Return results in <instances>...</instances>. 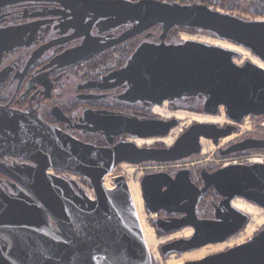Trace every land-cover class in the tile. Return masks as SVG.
I'll list each match as a JSON object with an SVG mask.
<instances>
[{
  "label": "water",
  "instance_id": "water-1",
  "mask_svg": "<svg viewBox=\"0 0 264 264\" xmlns=\"http://www.w3.org/2000/svg\"><path fill=\"white\" fill-rule=\"evenodd\" d=\"M17 4H31L24 8L22 17L37 20L0 27V59L17 46H30L38 21L70 16L69 27L76 33L67 38L83 37V41L65 49L48 65H76L144 33L125 65L85 87H123L125 90L116 98L129 104L156 105L165 100L200 97L205 100L204 111L178 109L215 115L223 105L233 122L250 114L264 115V68L252 61L239 65L233 58L236 52L218 45L166 39L175 26L205 30L243 45L264 61V20L226 14L206 4L161 0H0V20L5 7ZM125 25L129 26L120 34L109 33ZM155 26L162 29L158 42L148 40ZM95 27L97 35L92 34ZM30 81L46 90L53 85L47 72ZM84 96L101 98L93 93ZM58 109L53 111L59 119L71 121ZM82 122L79 128L102 133L109 144L83 141L32 111L0 104V156L23 160L11 165L0 163L1 171L17 186L14 195L0 187V264H152L125 176L117 175L116 188L109 190L104 185V175L123 161L184 159L201 150L202 137L217 141L233 129L228 126L221 130L216 123L194 121L173 145L149 147L130 140L115 142V138L123 133L142 138L165 137L179 119L140 118L88 109ZM262 148L264 138L248 137L223 153ZM50 167L87 176L96 200L75 180L48 173ZM201 173L202 187L192 180L188 168L174 176L167 171L149 172L140 180L147 210L185 214L159 217L155 220L159 228L165 232L194 228L190 237L163 244V253L192 250L235 235L249 221V215L231 205L235 196L264 207V162L230 164L213 172L204 168ZM209 187H214L222 200L215 205L214 218H200L197 205ZM184 264H264V226L242 244Z\"/></svg>",
  "mask_w": 264,
  "mask_h": 264
},
{
  "label": "flooded vegetation",
  "instance_id": "flooded-vegetation-1",
  "mask_svg": "<svg viewBox=\"0 0 264 264\" xmlns=\"http://www.w3.org/2000/svg\"><path fill=\"white\" fill-rule=\"evenodd\" d=\"M20 14H21V10L17 9L11 12V14L4 15L3 18L0 20V27L23 24L26 22L30 23V22H33V20H37L35 18H28V19L23 20ZM14 16H16V19H14V22H11L9 24V21H7V19H11L12 17L15 18ZM70 19H71L70 16L56 15V16L49 17V19L38 21L40 22L38 24L39 28H38V31H36V33L32 37L30 46H27V45L17 46L11 51L4 53L3 57H1L0 59V104L8 105L15 109H19L23 111H32L38 116H40L42 119H44L45 121L49 122L50 124L56 127H59L65 130L66 132L80 131V133H84L89 136L95 135L98 137L97 139H95V143L99 145L109 144L105 136L102 133H92V132L86 131L84 128L78 127V125L83 124L82 118L84 117L85 111L88 109L114 111V112L122 113L126 115H135L140 118H157V117L170 118V117H173V116H165L164 114H161L155 111L156 106H159L162 109H164L165 106L167 105V102L157 104V105H150L149 103H143V102H136L134 104H129V103L121 102L116 98V94L121 93L125 90V88L123 87H116V88H87L85 87L87 83H93L94 81L101 80L102 76L108 74L112 70H115V69H112V70L103 69L101 70V72L96 73L95 71H97L99 68L96 66V63L94 61L98 60L99 57L100 58L103 57L106 60L109 59V56L112 50L114 51L122 50L123 52L122 57L126 58L128 54L127 50L128 48H131L132 46L130 45L129 40L122 42L116 46L110 47L94 55L93 57L87 59L86 61L80 62L76 65H72V66L65 67V68H58L56 64L48 65L51 62V60H53L56 56L61 54L65 49L80 45L83 41V37H78V38H73V39L67 38L73 35L74 33H76L75 29H72L71 27H69ZM121 28H122L121 31H124L125 29L128 28V26L126 25ZM113 31L114 30H111L109 33L115 34V32ZM92 34L93 35L98 34L96 27L92 30ZM104 34H108V33H104ZM143 34L144 33H141L136 37L137 38L141 37ZM136 37H134L133 39H136ZM61 38H67V39H65V41L62 43H57L54 45V42H59ZM133 39H130V40L132 41ZM50 45H53V46L50 47ZM118 47L120 48L119 50H118ZM36 50H39V51L36 52ZM49 53H50V56H49ZM33 55H36V56L32 59ZM82 70L87 72V74L84 77H81L80 79L81 81L79 80L78 82H75L74 91L72 90L70 91L71 93L62 94L65 91H62L60 86L64 85V80L68 78L71 74H74L75 76L78 75V73L81 72ZM46 72L48 74L50 73L51 78H53V85L50 90H46V88L41 85L34 86V83L30 81L33 78V76L40 74V73H46ZM88 93L97 94L101 96V98L93 99V100L87 99L84 95ZM197 98L199 99L195 100L196 99L195 98V99L188 100V98H183V99L173 100L169 102V108L170 110H173V112H175L178 108H189V109H194L198 111H204L203 110L204 98H200V97H197ZM110 100H116V101H110ZM55 108L57 109L59 108L61 111H63L65 116H68L71 119V121H65V120L59 119L54 114L53 110ZM223 111L226 112V108L219 107L218 112L212 116H221L220 113H223ZM253 115H256V114H253ZM253 121L256 122V119H254ZM212 122H216L217 127L221 130H225L228 126H233V129L230 133L220 136L217 139V141L209 139L213 142V144H217L220 146L222 144L221 140L230 138V136L235 134L236 131L241 130V132L238 134H242L244 132L243 129L247 123V119L243 118V120L238 123L233 122L231 120H226L225 122H222V121H212ZM179 123L181 125L180 121ZM258 124L263 126L264 122H259ZM190 125H191V122L190 124L188 123L185 126L186 128L184 129L182 133H184L190 127ZM257 131L259 132L247 133L245 134V136L241 137L240 139L230 142L224 148H220L218 153L220 156H223V157L219 159L215 157L211 158L209 156V157H206L205 159L196 160L194 162H191L190 163L191 165L206 163L200 166L197 172H194L192 167L190 168L186 167L190 165L188 163H185L184 167L178 168L177 172L183 168L190 169L192 180L199 187H202L203 185V177L201 173L202 169L206 168L208 172H213L221 167H224L230 164L240 163V161L235 160L234 157H226L227 154H224L223 151L227 150L232 144L242 141L248 137L264 138V134L260 132L261 130L257 129ZM128 135L130 134L129 133L120 134L116 136L115 141H118L120 138L126 137ZM165 146H168V144L165 145L160 142V143L154 144L153 146H149V147H165ZM248 151L262 152L264 151V149L263 148L262 149H249ZM201 154L204 155L202 143H201V150L198 153H194L186 158H194ZM256 154H259L261 158L252 157L251 159L252 160L261 159L264 162V158L262 157V155L264 156V153H256ZM208 160L212 162L211 163L205 162ZM0 163L11 165V164H16V163H23V160L18 159V158H13L10 156H0ZM127 165H131V164L128 163ZM0 187L5 192L11 195L15 194V187H17L14 185L13 179H11L8 175L3 173L1 169H0ZM210 190L214 191L215 188L209 187L205 194L207 195L210 192ZM24 191L26 192V189ZM158 213L159 214H157L156 219H158L159 217L164 218V219H169L173 217L177 218V217H182L185 215L182 212H173L169 214L165 211H162V212L160 211ZM197 215L200 218H204L199 215L198 205H197ZM154 223H155V219H154ZM155 226L159 228L156 225V223H155ZM174 231L175 230L171 232H174ZM165 233H168V232H165Z\"/></svg>",
  "mask_w": 264,
  "mask_h": 264
},
{
  "label": "rangeland",
  "instance_id": "rangeland-1",
  "mask_svg": "<svg viewBox=\"0 0 264 264\" xmlns=\"http://www.w3.org/2000/svg\"><path fill=\"white\" fill-rule=\"evenodd\" d=\"M30 6H31V4H17V5L7 6V7L4 8L3 13L5 15L6 14H11V12H13V11H15L17 9H20L21 10V14H20L21 15V18L23 20L24 19H28V18L22 17V15L24 13V8L25 7H30ZM14 17L15 18L12 17L11 19H7V21H9V24L11 22H14V19H16V16H14ZM127 26H129V25H127ZM121 29L122 28H118L117 30H114L113 32H115V34L118 35V34H120L122 32ZM151 30L154 33V35L151 38H149L148 40L158 42L159 41V34L162 31L161 26H155ZM182 32L183 31H180L178 33V35H176V36L175 35L174 36H169V33H168L167 38H166L167 41L170 42V41H173V40H176V41L182 40L181 39L182 38L181 37ZM185 32L191 38H199V37H207V36H210V37H213V38H220V37H218V36H216V35H214V34H212L210 32L205 31V30H203V31L202 30H197V31H193V32L185 31ZM143 36H144V34L141 37H138V38L136 37V40H133V43H132L131 40H129V43L132 46H131V48H128V50H127L128 51V54H127V57L126 58H123L122 57L123 56L122 55L123 52H122V50H119L120 49L119 47H118V50L119 51H114V50L111 51V54L109 56V59L106 60L103 57H102L103 59L99 57L98 60L94 61L96 63V66L99 68L95 72L96 73L97 72H101V70H103V69H105V70L118 69V67L120 68L123 65H125L127 59L133 53V51L138 46V44L143 40ZM220 39H223V38H220ZM248 50L250 51L251 56H252V54L254 55V53L250 49H248ZM49 56H50V53H49ZM234 58H235V60L238 63H244L246 61H252L251 58L250 57H247V55L244 54L243 52L237 53L236 55H234ZM122 59H124V60H122ZM97 67H96V69H97ZM86 71H87V69H86ZM86 74H87V72H85L84 70H82L81 72L78 73V75L75 76L74 74H71L68 78H66L64 80V85L60 86L61 90L62 91H65L62 94H68V93H71L70 91H72V90L74 91V89H75L74 88L75 82H78L81 79V77H84ZM190 99H195V97L188 98V100H190ZM198 99L199 98H196L195 100H198ZM110 101H116V100H110ZM172 112H173V110H170V108H169V101H168L167 102V105L164 108V113L163 114L164 115L166 113L171 114ZM220 115L221 116L224 115L223 116L224 119H223L222 122H225L226 120H229V118H227V116H226V112L225 111H223V113H220ZM244 118L247 119V123H246V125H245V127L243 129L244 132L242 134H238V133L241 132V130L236 131L235 134H233L232 136H230L231 139L230 138H226L225 140H221L222 144L220 146L217 145V144H213V146L210 147L206 151V153H204V155L201 154V155H199L197 157H194V158H186V159H181V160H178V161H169V162L144 161V162H141V163H130L131 165H127L129 162L123 161L120 164H117L114 167V169H112L110 172H108L106 174L105 181H106L107 184H111L112 186H115V184H116V182H115L116 176L122 174L127 179L128 178H134V179L139 180V182H140L141 178L145 174H147L149 172L167 171V172L171 173L172 175H174L177 172V169L178 168L184 167V164L185 163L190 164L191 162H194L196 160L205 159L206 157H209V156L211 158L215 157V158L219 159V158L223 157V156H220L219 155V153H218L219 149L220 148H224L230 142H232L234 140L240 139L241 137L245 136V134H247V133H250V132H259V131H257V129H260L261 130L260 132H262L264 134V125L262 126V125L258 124L259 122H264V115H258V116H256V115L250 114V115H248V116H246ZM254 119H256V122L253 121ZM180 122H181V127H182V132H183L184 129L186 128L185 126L187 124H183L182 125V122H183L182 120H180ZM236 123H238V122H236ZM179 125H180V123L177 126H179ZM176 127H174V128H176ZM175 130L172 133L170 132L167 135V136H170L172 138L173 143L175 142L176 138L179 137L180 134L182 133L180 131V134H178L177 133L178 130L177 129H175ZM68 133L71 134V135H73V136H75V137H77V138H79V139H82L83 141H86V142H94L95 143V139L98 138L95 135H90L89 136L87 134L80 133V131H76V132L71 131V132H68ZM136 137H138V136H135V135H131L130 134V135L126 136V137L120 138L118 141H115V142L126 141V140H133ZM92 138H94V139H92ZM160 142L163 143V144H165V145H167V143L164 142L163 140H157V141H154L153 144H145L144 146H153L154 144H157V143H160ZM256 153H264V151H262V152H256V151L244 150V151H238V152H231V153L227 154L226 157H234L235 160H242L244 157L245 158H247V157H250V158H252V157L253 158H261V156L259 154H256ZM262 157L264 158L263 155H262ZM205 162L211 163L212 161L208 160V161H205ZM125 163H127V164H125ZM188 164H186V165H188ZM204 164H206V163H203V164L200 163V164H194V165H191L190 164V165H188L186 167H189V168L192 167V169L194 170V172H197L198 169H199V167L202 166V165H204ZM51 171L54 174L60 175V176H62L64 178L71 179V180H75L77 182V184L83 190H85L86 193L87 192H91L93 194L94 198L96 197L94 188H93V186H92V184L90 182V179L87 176L82 175V174H79V173H75V172H72V171L57 169L55 167H51ZM89 195H90V193H89ZM221 200H222V196H220L216 192V190H214V191L210 190V192L207 195L204 194L203 196H201L200 199H199V202H198V212H199V215L202 216V217H204V218H214L215 205L219 204L221 202ZM144 211L146 212V215H147V219H148L149 224L151 226H153V228H154L156 237L159 238V239L162 238V240H163V242L159 243L158 246H157V249H158V252L160 253V256L163 259H165V260L168 259L170 257V255H173V254L175 256H177V257H181L182 254L180 252H176L175 250L168 251L167 253H163L161 251V246L163 244H165V243H167L169 241H172V240L176 239V238H169V236H171V234H173V233H175L177 231L165 233L163 229L157 228L155 226L154 219L156 220L157 214H159V213L154 214V212H151V211L147 210V208L145 206V203H144ZM260 217L262 218L261 219V223L260 224H257L255 226V231L252 233V235L255 234L257 231H259L264 226V207H262V210L260 212ZM250 221H251V215H250V219H249L248 223ZM244 229L242 231H244ZM249 238H245V241L248 240ZM234 245H236V244H234ZM185 261H187V260H185ZM152 263L153 264H156V260L153 257H152Z\"/></svg>",
  "mask_w": 264,
  "mask_h": 264
},
{
  "label": "bare ground",
  "instance_id": "bare-ground-1",
  "mask_svg": "<svg viewBox=\"0 0 264 264\" xmlns=\"http://www.w3.org/2000/svg\"><path fill=\"white\" fill-rule=\"evenodd\" d=\"M181 37H182L181 38L182 40H197V41L204 42L207 44L218 45V46H221L223 48H226V49L231 50V51L236 52V53L243 52L244 54L247 55V57L251 58L253 63L264 68V61H262L255 54L254 55L252 54V56H251V53L248 50V48L244 47L241 44H236V43L231 42V41L226 40V39L213 38L210 36H207V37H199L198 36L199 38H191L185 31L182 32ZM234 61L236 63H238L235 60V58H234ZM238 64L242 65L243 63H238ZM165 102H168V101L165 100L164 103ZM222 107H224V106L221 105L220 108H222ZM155 111L158 113H161V114L164 113V109H162L159 106L155 107ZM212 115L213 114H208V113L202 114L199 112H194V111H190V110H186V109H179V110H176L175 112H172L171 114H169V113L165 114V116L176 117L179 119V121L182 120L183 121L182 125L188 124L192 121L193 122L194 121L212 122V121H223V119H224V117H223L224 115H222V116H212ZM213 123H216V122H213ZM175 129L178 130V132H177L178 134H180V131L182 132L181 125L174 128L171 131V133ZM157 140H163L164 142H166L168 144V146L173 145V140L170 136L150 137V138H142V137L137 138L136 137L135 140H130V141L135 142L138 146H144L145 144H152L154 141H157ZM200 141L203 144V152L204 153H206V151L210 147L213 146V142L211 140H209L208 138L202 137ZM253 162H263V160H261V159H253V160L250 159V163H253ZM235 164H239V163H235ZM48 173L54 174L51 171V167L48 169ZM106 174L104 175V179H103L104 185L107 189L114 190L116 188V184H115V186H112L111 184L105 183L106 182L105 181ZM126 180H127L129 191L131 193L133 203H134V206L136 209V213L138 216L139 225L141 228V233H142L144 242H145L146 247H147L149 254L151 256V261H152V257H153L156 260V264H184L185 260L201 259V258H203L209 254L224 250V248L226 249V247L228 248V247H231L232 245L235 246L234 244H236V245L242 244V243L248 241L254 235V234L252 235V233L255 231V226L257 224L261 223L262 218L260 217V212L262 210V207L255 204L254 202L244 198V197L235 196L231 199V205L233 207H235L236 209L242 211L243 213L247 214V215L250 214L251 215V221L249 223L247 222L248 224L246 223L243 228H241L235 235H233L234 237L231 236L223 242L208 243V244H205L199 248L192 249V250H187V251H183V252L176 250V252H180L182 254L181 257H177L173 254V255H170V257L165 260L160 256V253L158 252V249H157L158 244L163 242V240H162V238L159 239L156 237L154 228H153V226H151L149 224L146 212L144 211V198L142 196L141 184H140L139 180L134 179V178H128V179L126 178ZM89 193H90V195H89ZM87 195L92 200H96V197L94 198V196L91 192H87ZM250 215H249V218H250ZM243 229H244V231H242ZM193 233H194V228L191 226H188V227H185V228L171 234V236H169V238L190 237ZM245 238H249V239L245 241Z\"/></svg>",
  "mask_w": 264,
  "mask_h": 264
},
{
  "label": "built area",
  "instance_id": "built-area-1",
  "mask_svg": "<svg viewBox=\"0 0 264 264\" xmlns=\"http://www.w3.org/2000/svg\"><path fill=\"white\" fill-rule=\"evenodd\" d=\"M136 1V0H128ZM181 4H206L213 10L236 15L250 20H264V0H161ZM250 157L243 158L240 163H250ZM60 176V175H59ZM104 179V177H103Z\"/></svg>",
  "mask_w": 264,
  "mask_h": 264
},
{
  "label": "trees",
  "instance_id": "trees-1",
  "mask_svg": "<svg viewBox=\"0 0 264 264\" xmlns=\"http://www.w3.org/2000/svg\"><path fill=\"white\" fill-rule=\"evenodd\" d=\"M197 30H200V29H192L190 27H183V26H175L173 27L170 32H169V36H176L178 35V33L180 31H189V32H193V31H197ZM203 31V30H202ZM133 40H136V39H133ZM133 40H132V43H133ZM158 231V230H157Z\"/></svg>",
  "mask_w": 264,
  "mask_h": 264
}]
</instances>
